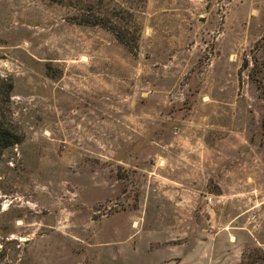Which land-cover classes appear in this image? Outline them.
Listing matches in <instances>:
<instances>
[{"label":"rangeland","instance_id":"1","mask_svg":"<svg viewBox=\"0 0 264 264\" xmlns=\"http://www.w3.org/2000/svg\"><path fill=\"white\" fill-rule=\"evenodd\" d=\"M259 81L264 0H0V264H264Z\"/></svg>","mask_w":264,"mask_h":264},{"label":"trees","instance_id":"2","mask_svg":"<svg viewBox=\"0 0 264 264\" xmlns=\"http://www.w3.org/2000/svg\"><path fill=\"white\" fill-rule=\"evenodd\" d=\"M80 22L81 24L87 25H101L114 32L118 40L131 51H135L137 49V43L135 41H132L131 44L128 43V41L126 40V36L123 32L117 30L116 27H114L115 25H109L108 23H105L100 17H96V19H94L93 21L83 19ZM262 84L263 83L259 81L260 88H262L264 94V86ZM12 91V83L6 86L1 85L0 87V158L5 150L15 146L16 144L22 141L21 137L17 136L15 130L13 129L10 123L11 119L8 118L5 109V103L10 102Z\"/></svg>","mask_w":264,"mask_h":264}]
</instances>
